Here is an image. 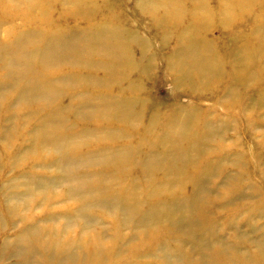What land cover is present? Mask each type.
<instances>
[{
  "label": "bare ground",
  "instance_id": "bare-ground-1",
  "mask_svg": "<svg viewBox=\"0 0 264 264\" xmlns=\"http://www.w3.org/2000/svg\"><path fill=\"white\" fill-rule=\"evenodd\" d=\"M124 1L116 3L118 7L113 11L110 0H0V28L6 26L5 34L0 36V105L17 103L18 97L5 95L9 88L17 89L26 100L19 106L20 112L38 119L28 134L32 142L20 149L24 159L20 156L16 162L25 161L26 155L32 153L38 155L37 163L34 158L32 165L43 166L47 161L40 151H54L48 159H54L57 166H77H66L62 179L30 171L23 173V178L31 177L27 179L29 183L39 182L47 189L50 183L76 179L75 174L82 171L68 190L72 196L81 195L77 210L87 222L94 217L86 203L95 201L111 212H119L120 224L136 227L137 233L139 227H145L139 234L146 244L154 234L170 233L185 224L194 249L206 261L210 256L203 257V252L211 241L200 223L207 205L197 198L207 172L216 168L217 159L222 160L228 152L221 144L213 145L208 140L216 133L214 130L209 134L194 128L199 124L197 115L206 106L200 111L198 105H193L190 112L179 103L162 111V102L154 98L144 104L149 97L145 81L150 80L155 60L148 56V37L131 26L128 12L120 7ZM100 5L109 8L101 15ZM131 12L132 16L147 19L144 22L148 23V30L165 47L161 52L164 65L176 90L214 95L223 89L225 95L215 99V104L221 103L228 119L241 128L254 123L246 109L249 102L256 109L264 103V0H132ZM31 16L37 23L32 25ZM67 18L77 20L64 22ZM15 23L21 29L14 28ZM245 25L248 34L242 30ZM214 28L223 32L224 46L221 39L214 41ZM173 32H177L176 36ZM61 97H67L68 102L62 104ZM69 110L70 117H74L72 123L66 121ZM111 123L115 135L108 132ZM123 134L147 141L148 148L142 154L145 164L138 166L137 178L131 177L136 168V149L115 139ZM262 145L264 142L259 146ZM211 152H215L216 160H209ZM236 160L240 167H246L247 150L237 152ZM105 169L119 172L121 178L100 172ZM220 169L224 170L222 166ZM167 179L174 186L190 182L192 191L185 194L183 190L178 193L159 188L169 182ZM116 182L119 192L113 190ZM35 187L31 185L26 192ZM157 225H162V231H155ZM43 228L32 226L6 243L11 254L18 255L16 264H32L35 257H56L54 243L29 238L31 233H48ZM72 245L63 248L61 259L54 264L75 261L78 244ZM98 245V239H94L84 248L80 262L85 264ZM100 248H107L104 253L108 263L117 261V241ZM163 248L165 254L175 251L170 246ZM177 252L175 257L184 256L185 251Z\"/></svg>",
  "mask_w": 264,
  "mask_h": 264
},
{
  "label": "rangeland",
  "instance_id": "rangeland-1",
  "mask_svg": "<svg viewBox=\"0 0 264 264\" xmlns=\"http://www.w3.org/2000/svg\"><path fill=\"white\" fill-rule=\"evenodd\" d=\"M110 1L112 6L109 8L116 11L118 7L116 3L121 0ZM122 3L120 7L128 12L131 26L143 36L148 37V56L155 60L150 80L145 81V88L149 97L146 98L144 104H150L154 98L162 102V105H159L162 111L167 110L175 103H179L190 112L192 111L190 107L193 105H198L200 111V108L206 106L207 108H203L206 112L202 110L197 115L196 119L199 124L194 128L196 131L198 129L208 131L209 134H213L214 130L216 133L208 137V140L213 145L221 144L228 152V155L223 156L224 159H217L218 166L216 168L207 172L208 176L200 185L203 187L199 189L197 198V201L201 200L207 205L205 217L200 224L205 228L203 232L209 234L211 241L209 247L204 249L203 257L208 259L209 255L210 258L206 261L201 260L193 247L190 230L185 224L177 228L174 227L175 229L170 233L154 234L146 244L139 234L140 230L145 227H139V233H137L136 227L120 224L119 212H111V209L100 206L95 201L86 203L90 216L94 217V220L87 222L77 210L81 205L78 202V197L81 195L72 196L68 190L69 184L80 178L83 174L82 171L75 174L76 179L60 180L55 184L50 183L47 189L40 186L39 182L29 183L27 179L31 177L23 178L22 174L30 171L53 174L62 179L66 166L73 169L77 164H64L63 168L57 166L54 159H48L54 155V151L47 148L40 151V155H45L47 161V163H43V166L41 164L32 165L34 158H37L35 163L38 160V155H32V153L26 155L25 161L16 162L20 156L24 159L25 155L22 151L23 154L20 153V149L29 147L32 139L28 137V134L35 125V120L38 119L33 120L27 116L29 113L22 114L20 112L19 106L23 105L26 100L21 98L22 93L20 91L9 88L5 95H10L11 98L18 97L19 100L12 106L0 105V264H16L18 262V255H12L11 248L6 246V243L14 241L23 230L27 231L32 226L44 227L45 232L49 231L46 234L38 235L31 233L29 238L42 243H54V254L57 252L54 260L46 257L36 259L37 257H35L32 264H48L49 262L54 264L55 261L61 259L63 248L69 243L78 244L75 248L78 250L75 251L76 262H73L79 264L78 262L83 258L82 253L84 252L82 250L91 245L94 239H98L99 245L91 252L90 258L85 264H264V145L259 146L260 143L264 142V103L258 104L257 107L260 109H256L251 102L247 103L250 106L246 109V113L251 112L254 123L250 127L243 126L241 128L239 123L236 125L234 121L228 119V112L221 106V103L215 104V99L225 95L223 89L215 90L214 92L217 93L218 91V94L214 95L209 92L199 95L187 93L188 91L185 92L184 90H176L164 65L165 60L161 52L165 47L157 38L152 36L151 29L148 30L149 25L144 22L147 19H140L137 15L132 16V0ZM96 4L98 3L96 2ZM109 8L100 5L98 8L99 15L108 11ZM30 20H33L32 25L38 21L32 16ZM76 20L67 18L64 19V22ZM5 27V24L1 26L0 36L5 34L3 32ZM13 27L21 29L19 23H15ZM242 30L244 34L249 32L247 25L243 26ZM212 33L214 41L221 39L222 46H224L226 42L222 41L223 32L214 28ZM176 34L177 32L172 33L175 36ZM134 51L137 56V49ZM224 99L226 100L227 97ZM60 100L62 104L68 102L67 97H61ZM252 108L260 114L257 115L251 111ZM11 111L12 113L9 114ZM71 112L70 110L68 114L67 111L66 114L64 112L68 118L66 119L68 123H72L74 120L73 116L70 117ZM145 121L148 120L145 119ZM21 122H25L22 127L20 126ZM233 124H235L236 129ZM114 130L115 126L112 123L109 124L108 132L115 135ZM115 139L119 144L128 142L136 149V154H134L136 168L131 177H139L140 168L138 166L140 163L145 164L142 154L148 148L147 141L138 137L134 138L129 134L116 136ZM241 149L247 150L248 162L246 167H240L236 160V153ZM214 153H210L209 160H216ZM95 164L99 165L98 163ZM90 166L93 167V165ZM221 166L224 170L220 169ZM100 172L113 174L118 178H121L122 175L110 169ZM161 175L162 173H160ZM157 177L160 178L158 172ZM85 178L93 179L89 176ZM230 179H234V182H230ZM143 181L144 178L139 184ZM31 185L36 187L30 193L26 192ZM112 185L114 186L113 190L119 192V183L116 182ZM163 187L174 189L178 193L183 190L185 194L192 191L190 182H179L177 186H174L169 181L159 188ZM44 192L46 193L45 196H41ZM166 194V189H163L162 195L165 196ZM161 226L157 225L155 231H162ZM113 241H117L119 244V250L117 248L114 250L117 261L108 263L106 260L109 259L104 253L107 248L103 251L100 247L112 245ZM162 244L172 247L176 252L178 249H181L182 253L185 251L184 256L180 257L178 254V257H175V251L172 254H165ZM73 262L66 260L62 264H74ZM80 264L83 263L80 262Z\"/></svg>",
  "mask_w": 264,
  "mask_h": 264
}]
</instances>
